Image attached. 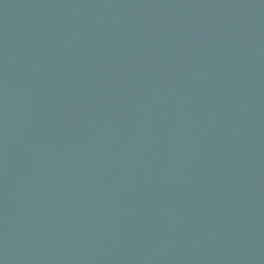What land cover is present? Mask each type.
Returning a JSON list of instances; mask_svg holds the SVG:
<instances>
[{
    "label": "water",
    "instance_id": "obj_1",
    "mask_svg": "<svg viewBox=\"0 0 264 264\" xmlns=\"http://www.w3.org/2000/svg\"><path fill=\"white\" fill-rule=\"evenodd\" d=\"M0 264H264V0H0Z\"/></svg>",
    "mask_w": 264,
    "mask_h": 264
}]
</instances>
